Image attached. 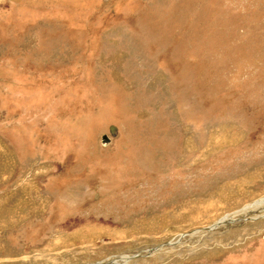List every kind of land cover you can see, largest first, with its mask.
<instances>
[{"label":"rangeland","instance_id":"374dc122","mask_svg":"<svg viewBox=\"0 0 264 264\" xmlns=\"http://www.w3.org/2000/svg\"><path fill=\"white\" fill-rule=\"evenodd\" d=\"M260 200L264 0H0V264H264Z\"/></svg>","mask_w":264,"mask_h":264},{"label":"bare ground","instance_id":"6f19581e","mask_svg":"<svg viewBox=\"0 0 264 264\" xmlns=\"http://www.w3.org/2000/svg\"><path fill=\"white\" fill-rule=\"evenodd\" d=\"M262 208H264V200L257 201L254 204L246 207V209H244V210H246V212H255L256 210L262 209ZM226 220L227 219H223V220H221V222H224Z\"/></svg>","mask_w":264,"mask_h":264},{"label":"water","instance_id":"95a60500","mask_svg":"<svg viewBox=\"0 0 264 264\" xmlns=\"http://www.w3.org/2000/svg\"><path fill=\"white\" fill-rule=\"evenodd\" d=\"M115 130H116L115 127H114V126H111V127L109 128V132H110V134H111V135H114ZM102 142H103V143L108 142V138L106 137V135H104V136L102 137Z\"/></svg>","mask_w":264,"mask_h":264}]
</instances>
